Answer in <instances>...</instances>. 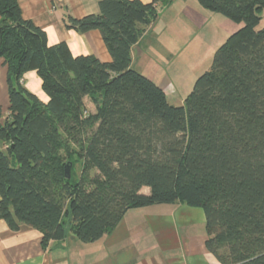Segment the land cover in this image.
Returning a JSON list of instances; mask_svg holds the SVG:
<instances>
[{
    "label": "trees",
    "instance_id": "1",
    "mask_svg": "<svg viewBox=\"0 0 264 264\" xmlns=\"http://www.w3.org/2000/svg\"><path fill=\"white\" fill-rule=\"evenodd\" d=\"M172 2L102 0L99 15L67 16L70 30L100 32L105 63L50 46L17 0H0L9 95L6 116L0 107V220L11 230L33 227L43 246L69 233L91 244L132 209L180 203L204 212L206 249L220 264H264V0H198L243 27L179 106L131 66L133 46ZM30 71L47 103L23 85Z\"/></svg>",
    "mask_w": 264,
    "mask_h": 264
},
{
    "label": "crops",
    "instance_id": "2",
    "mask_svg": "<svg viewBox=\"0 0 264 264\" xmlns=\"http://www.w3.org/2000/svg\"><path fill=\"white\" fill-rule=\"evenodd\" d=\"M101 1L17 0L24 19L45 31L50 46L66 43L74 57L95 56L101 62L108 63L112 60L111 55L100 32L79 34L68 29L64 23L67 16L81 19L99 15ZM140 1L144 4L153 2ZM181 21L185 24V20ZM166 29L167 26L154 24L146 30L132 48L133 69L151 76L152 38L155 33L162 36ZM23 85L41 101L48 102L42 89V80L36 71L25 74ZM160 87L168 99L177 94L171 85L163 84ZM185 99L177 98L178 101L169 102L179 106L183 105ZM89 101L90 98L85 99L88 110ZM8 105L7 67L0 58V107L5 116ZM90 112H95L94 105ZM5 147L0 143V150ZM142 192L149 194L150 190ZM171 206L168 210L160 209L163 214H155V206L132 209L111 234L91 244L81 242L85 248H78L80 241L71 233L63 241H52L43 246L42 235L35 228L21 225L18 231H13L4 220H0V264H220L206 249L204 212L181 204Z\"/></svg>",
    "mask_w": 264,
    "mask_h": 264
},
{
    "label": "rangeland",
    "instance_id": "3",
    "mask_svg": "<svg viewBox=\"0 0 264 264\" xmlns=\"http://www.w3.org/2000/svg\"><path fill=\"white\" fill-rule=\"evenodd\" d=\"M159 18L160 25L167 26V29L162 36L155 33L152 38L153 49L150 54L153 63L149 78L159 86L171 85L176 89V96L168 99L175 102L177 98L185 99L189 95L196 80L211 69L218 48L240 30L243 24L202 7L198 0H177L162 6ZM181 20H185V24ZM262 27L264 20L257 29ZM164 80L167 81L163 82ZM88 104L92 111V103L89 101ZM75 168L79 172L81 165L78 164ZM143 190L149 192L147 188ZM170 207L173 206L156 205L155 214H163L160 209L168 210ZM81 246L85 248L80 242L78 248Z\"/></svg>",
    "mask_w": 264,
    "mask_h": 264
},
{
    "label": "water",
    "instance_id": "4",
    "mask_svg": "<svg viewBox=\"0 0 264 264\" xmlns=\"http://www.w3.org/2000/svg\"><path fill=\"white\" fill-rule=\"evenodd\" d=\"M72 163L68 162L65 166V176L67 179L71 178Z\"/></svg>",
    "mask_w": 264,
    "mask_h": 264
}]
</instances>
